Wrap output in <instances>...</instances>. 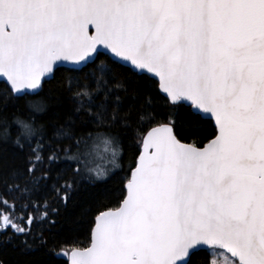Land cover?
Segmentation results:
<instances>
[{
  "label": "snow or ice",
  "instance_id": "1",
  "mask_svg": "<svg viewBox=\"0 0 264 264\" xmlns=\"http://www.w3.org/2000/svg\"><path fill=\"white\" fill-rule=\"evenodd\" d=\"M9 246L264 264V0H0Z\"/></svg>",
  "mask_w": 264,
  "mask_h": 264
},
{
  "label": "trees",
  "instance_id": "2",
  "mask_svg": "<svg viewBox=\"0 0 264 264\" xmlns=\"http://www.w3.org/2000/svg\"><path fill=\"white\" fill-rule=\"evenodd\" d=\"M83 238L84 235L82 234L81 239ZM15 256H16L15 249H13L11 246L0 249V259L11 262L13 259H15Z\"/></svg>",
  "mask_w": 264,
  "mask_h": 264
},
{
  "label": "rangeland",
  "instance_id": "3",
  "mask_svg": "<svg viewBox=\"0 0 264 264\" xmlns=\"http://www.w3.org/2000/svg\"><path fill=\"white\" fill-rule=\"evenodd\" d=\"M95 163L97 165H99L100 167H103L106 163V161L103 158H97V160L95 161Z\"/></svg>",
  "mask_w": 264,
  "mask_h": 264
}]
</instances>
